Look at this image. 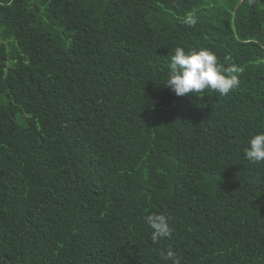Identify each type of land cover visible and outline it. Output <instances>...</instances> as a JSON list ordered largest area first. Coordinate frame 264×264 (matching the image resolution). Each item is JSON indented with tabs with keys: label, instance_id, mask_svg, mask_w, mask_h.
Listing matches in <instances>:
<instances>
[{
	"label": "trees",
	"instance_id": "obj_1",
	"mask_svg": "<svg viewBox=\"0 0 264 264\" xmlns=\"http://www.w3.org/2000/svg\"><path fill=\"white\" fill-rule=\"evenodd\" d=\"M176 47L238 88L175 95ZM259 132L264 0H0V264H264Z\"/></svg>",
	"mask_w": 264,
	"mask_h": 264
},
{
	"label": "clouds",
	"instance_id": "obj_2",
	"mask_svg": "<svg viewBox=\"0 0 264 264\" xmlns=\"http://www.w3.org/2000/svg\"><path fill=\"white\" fill-rule=\"evenodd\" d=\"M197 22V17L191 12L186 14L183 19V23L188 27H195ZM239 71L234 65L223 66L210 50L186 51L182 47H176L171 57L164 85L177 96L193 95L205 90H212L227 96L240 84ZM244 155L251 163H264V132L256 133L249 139ZM146 222L151 229V239L154 243L172 235L168 218L164 214L151 213L147 215ZM162 255L166 261H171L172 264H181L180 258L171 248Z\"/></svg>",
	"mask_w": 264,
	"mask_h": 264
}]
</instances>
